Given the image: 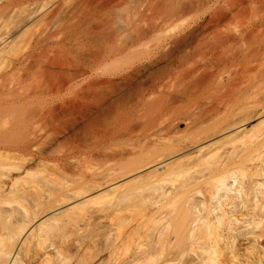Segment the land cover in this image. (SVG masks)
<instances>
[{
	"label": "bare ground",
	"instance_id": "6f19581e",
	"mask_svg": "<svg viewBox=\"0 0 264 264\" xmlns=\"http://www.w3.org/2000/svg\"><path fill=\"white\" fill-rule=\"evenodd\" d=\"M116 1L0 0V264H264V0H176L161 18L154 12L166 0H141L138 13L155 20L146 26L133 16L120 21ZM191 4L200 11L193 29L163 38L159 56L120 82L107 78L135 98L121 136L104 144L101 126L81 132L85 146L66 137L68 148L99 162L67 146L55 152L59 131L70 129L57 125L62 109L47 102L69 85L79 62L70 43L85 49L99 34L95 60L83 52L89 61L77 63L95 103L108 64L171 31L170 21L194 10ZM164 63L171 72H151ZM59 70L69 76L60 71L57 79ZM149 73L159 88L152 96L140 90ZM43 95L47 105L38 109ZM45 157L59 164L39 168ZM131 206L143 213L122 226ZM73 224L74 247L72 234L50 241ZM91 225L99 249L85 243ZM121 246L129 255L120 259Z\"/></svg>",
	"mask_w": 264,
	"mask_h": 264
},
{
	"label": "rangeland",
	"instance_id": "374dc122",
	"mask_svg": "<svg viewBox=\"0 0 264 264\" xmlns=\"http://www.w3.org/2000/svg\"><path fill=\"white\" fill-rule=\"evenodd\" d=\"M141 0H117L116 2H117V5H116V2H114L113 4L114 5H116L115 7L117 8V13L116 14H118L119 16H121L120 17V21H128L132 16V18L133 19H135L136 21H137V23L139 24V25H141V26H146V24L147 25H149V24H152V22L153 21H155L151 16H150V18L148 19L147 17H149V15H150V13L149 12H147V14L145 15V16H141L140 15V13H138V11L140 12V6H137L138 5V3L140 2ZM176 0H166L165 2H167V3H165L164 4V6L163 7H161V8H159V10L160 9H164V10H160V11H156V12H154V16H156V17H162V16H160V15H164V12L167 14V12L169 11V9H170V7H169V5H171L173 2H175ZM177 1H180L181 3H185L183 0H177ZM188 2V1H187ZM186 2V3H187ZM189 2H192V0H189ZM171 3V4H170ZM185 3V4H186ZM187 5V4H186ZM190 4L188 3V5L187 6H189ZM193 7H195V9L193 10L192 8H190V10L184 15V16H182L181 18H179L178 20H176V21H170V23L168 24V28H167V30L168 29H170L171 28V31L172 32H175V33H171V31L170 30H168V31H165L164 33H159V34H157V35H154V36H152L151 38H150V41H149V43L147 44V45H141V46H138V47H136V48H134L131 52H129V53H126V54H124V55H122V56H120L119 57V60L117 61V62H111L110 64H108V66H107V69L104 71V74L102 75V77L101 78H104V80H105V83L104 84H106V85H103V87L101 86L100 88H99V91H101L102 90V94L101 95H103L102 97H104V98H102V97H99L100 99H98V100H95V103L97 102V104H99V106L97 105V104H95L94 103V101H92L93 102V104H92V102L91 103H89V100H88V96H87V92H88V81H89V78L88 77H86V75L85 74H81L80 76H79V74L81 73H79V69H77V68H80V66L84 63V62H87V61H89V60H95V58H96V56H98V51H97V48L99 49V47H100V44H99V34H97V29L96 28H94V26H95V24H93L94 22L97 24V22L96 21H94L93 23H89V25H86L88 28H90L91 29V26H92V24L94 25L93 27H92V31L94 30V33L96 32V34H97V36H96V34H93L92 32H91V34H93V35H91V37L92 36H94V38H95V43H97L96 42V38H97V40H98V44H91V45H89L88 47H86L87 48V50H88V52H86L87 50H85L84 48H80L79 50H78V47H79V43H73V42H71L70 44H71V47L74 49V51L76 50H78V52L77 53H80V51L82 50V52H81V55H82V53L83 52H85V54L89 57V60L88 59H86V55H82L83 57H84V59L82 58V56L79 54H77L76 52H74L73 51V53H75V54H77V55H75V54H73L72 53V55L71 56H73V58H76V60L78 59V61L79 62H74L75 64H74V66L76 67V69L74 70V68H73V70L71 69L70 70V72L72 73V72H74V73H76L77 74V76H75L74 77V73H72L73 75H71L70 77H71V79H73V78H75V79H73L72 81H70L69 80V85H67L68 84V81H67V83H66V85L64 86V87H62L61 88V90H59V91H56V93H55V95H53V97L51 98V100L50 99H48V97L46 96V95H43V96H40V100L41 101H39V99L37 100L38 102H37V104L35 105L38 109L41 107V104H42V107L41 108H44V106H46L47 105V103H49V102H52L53 104L55 103V106H57V108L59 109V110H61L62 109V111H59V112H61V114L60 113H58L59 115H61L60 116V118L62 119L61 121H59L58 122V126L59 127H61V126H63L64 127V125L63 124H65V127L66 128H68L69 127V131H68V129H67V131H65L66 129H64V128H62L61 130L63 131V129H64V131L62 132L61 130H60V128H59V130L61 131V133H60V131H59V133H58V135H62L61 137H59V143H57V145L55 146L56 148H55V152H59L58 154H60V151L61 150H66V146H67V151L66 152H72L73 150H71L72 149V146L73 145H71L70 143H73L74 145H77V143H79V144H81L82 146H85L86 145V143L89 141H86L85 142V140H87L88 138H85V140L83 139V141L81 142V140H82V138H84V137H86V136H84V137H82L83 136V134H84V131H85V134H86V131L88 132L89 131V129L90 128H93L94 130L93 131H95V132H99L100 130H99V127H100V129H101V126H103V128L101 129V131H102V134H100L99 133V137L101 138H99V140H100V142H102V143H111V142H114V140H116V138H119L120 136H121V133H123V132H121L122 131V126H123V121H125L126 120V115H128L130 112H133L135 109H136V107H135V98H134V100H133V98L131 97V94H133V92L132 91H126V89L124 90V89H122L121 87L122 86H118V83H116V84H113L112 82H110L109 80L110 79H112L111 81H113V80H118L121 76L123 77V75L126 73V72H128L129 70H131L133 67H135L136 65H139L140 63H144V61L145 62H150V61H152V60H154V59H156L158 56H159V53H158V47L160 46V44L162 43V39L163 38H165V39H167V40H172V39H174V38H176V37H178L180 34H181V32L183 31V30H189V29H193L195 26H196V24H197V21H198V17H199V14H200V11L196 8V6L194 5V4H191ZM191 6V7H192ZM137 7H139V10H138V8ZM137 8V9H136ZM143 9V8H142ZM141 9V10H142ZM137 10V11H136ZM193 10V11H192ZM136 12V13H135ZM134 14V15H133ZM139 14V15H138ZM142 14V13H141ZM136 15V16H135ZM153 16V17H154ZM186 17H187V19H186ZM155 18V17H154ZM121 19H124V20H121ZM152 19H153V21H152ZM182 19H185V20H182ZM150 20V22L148 23V21ZM158 21V20H157ZM179 21H180V23H179ZM182 22V23H181ZM185 23V24H184ZM184 25V26H183ZM97 26V25H96ZM95 26V27H96ZM174 26V27H173ZM183 26V27H182ZM173 28V29H172ZM177 29H178V31H177ZM96 30V31H95ZM176 30V31H175ZM96 36V37H95ZM83 38H85V37H83ZM73 44V45H72ZM125 44V43H124ZM92 45H93V47H92ZM93 49H96V50H93ZM76 48V49H75ZM90 48L92 49L91 51H92V53H94V54H92V55H90V54H88V53H90L89 51H90ZM153 49V50H152ZM25 50H28V48L27 47H25L24 49H23V52L25 51ZM85 50V51H84ZM152 51V52H151ZM26 52V51H25ZM24 52V53H25ZM96 52V53H95ZM96 54V56H95V58L93 57V58H91L92 56H94ZM77 56H79V57H77ZM87 60V61H86ZM83 61V62H82ZM80 62H81V64H80ZM80 65L79 67H77V65L78 64ZM84 64H86V63H84ZM163 65H165V63L164 64H161L160 66H157V67H155L154 68V70H151V72H155L156 70H159V69H162V70H170L168 67H164ZM83 66V65H82ZM81 66V67H82ZM187 66V65H186ZM185 66V67H186ZM72 67V66H71ZM62 72V70H59L58 72L60 73H58L60 76H57V79H59V80H63L64 79V77L66 78V75L67 76H69V74H64V73H66L64 70H63V74L65 75V76H62V78L63 79H61V75H63L61 72ZM76 71H78V73L76 72ZM150 72V73H151ZM169 72H171V71H169ZM149 73V74H150ZM148 74V75H149ZM83 75V76H82ZM121 77V78H122ZM152 75L150 74V76H148V78L146 79L145 78V82L142 84L143 85V87H141V89L140 90H144L145 91V89L144 88H149L148 90L146 89V91L151 95V94H153L157 89H159L158 87H157V83H156V79L154 78V77H152ZM93 78H97V79H99L100 77H96V76H94ZM109 80H108V79ZM115 78H117V79H115ZM120 78V79H121ZM150 78V79H149ZM86 79V80H85ZM120 79H119V82H120ZM65 80V79H64ZM122 80V79H121ZM146 83V84H145ZM30 86L32 87L33 85L32 84H35L34 82L32 83V81L30 82ZM108 84V85H107ZM112 84V85H111ZM87 85V86H86ZM110 85V86H109ZM114 85V86H113ZM141 85V86H142ZM147 86V87H146ZM118 87V88H117ZM65 88V89H64ZM103 88V89H102ZM62 89H64V90H62ZM113 89H116L117 90V92H116V90H114L113 91ZM119 89V90H118ZM120 89H122L124 92H122V90H120ZM61 91V92H60ZM113 91V92H112ZM121 91V92H120ZM125 91H126V93L127 94H129V95H127L126 93H125ZM145 91V92H146ZM83 92V93H82ZM120 92V93H119ZM158 92V91H157ZM156 92V93H157ZM78 93V94H77ZM87 93V94H86ZM155 93V94H156ZM109 94H113V95H109ZM80 95V96H79ZM85 95V96H84ZM127 95V96H126ZM149 95V96H150ZM86 96H87V98H86ZM111 96V97H110ZM120 96V97H119ZM133 96V95H132ZM152 96V95H151ZM42 97V98H41ZM75 97V98H74ZM129 97V98H128ZM48 99V102H47V99ZM56 99V100H54V99ZM117 98V99H116ZM131 98H132V100L133 101H131ZM53 99V100H52ZM73 99V100H72ZM126 99V100H125ZM43 100V101H42ZM45 100V101H44ZM99 100H100V103H98L99 102ZM69 101V102H68ZM75 101V102H74ZM85 101V102H84ZM47 102V103H46ZM102 102V103H101ZM45 103V104H44ZM79 103H81V104H79ZM85 103V104H84ZM87 103V104H86ZM44 104V105H43ZM58 104V105H57ZM67 104V105H66ZM77 106H76V105ZM84 104V105H83ZM89 104V105H88ZM92 105V107H91V105ZM133 104V105H132ZM37 105H39V106H37ZM61 105H62V107H61ZM75 105V106H74ZM79 105V106H78ZM64 106V107H63ZM67 106V107H66ZM70 106V107H69ZM101 106V107H100ZM61 107V108H60ZM68 109V110H66V108ZM76 107H78V108H76ZM95 107V108H94ZM104 107V108H103ZM40 108V109H41ZM101 110H100V109ZM135 108V109H134ZM115 109V110H114ZM64 110L65 111H67V113H65V115H64ZM111 110V111H110ZM119 110V111H118ZM74 111V112H73ZM102 114H101V113ZM69 113H71V114H69ZM82 114V115H81ZM84 114V115H83ZM109 114V115H108ZM72 115V116H71ZM91 115V116H90ZM96 116V117H95ZM99 116V117H98ZM112 116V117H111ZM119 116V117H118ZM121 116V117H120ZM124 116H125V118H124ZM67 117L68 118H72V123H71V121H70V119L68 120L69 121V123L70 124H72V126H70V124L68 125L67 123H66V121H67ZM93 117V118H92ZM89 118L91 119V122L92 121H94L93 122V125L95 124V120H97L98 121V123H99V118H100V123L102 122V125L101 124H98V123H96L95 125H97L98 127H93V125H92V127H91V125H89L91 122H90V120H89ZM107 118V119H106ZM121 119V121H120V119ZM95 119V120H94ZM105 120V121H102V120ZM112 119V120H111ZM81 120H83V121H81ZM89 120V121H88ZM64 123H63V122ZM67 121V122H68ZM60 122H62V123H60ZM80 124H79V123ZM82 122V123H81ZM106 123V125L107 126H104L105 125V123ZM115 122H117L116 124H114ZM119 122H121V124L119 123ZM73 123H75L74 124V127H73ZM88 123V124H87ZM109 123V124H108ZM76 125V126H75ZM84 125V126H83ZM87 125H89V127L87 126ZM94 125V126H95ZM116 125V126H115ZM118 125V126H117ZM120 125V126H119ZM68 126V127H67ZM82 126V127H81ZM87 126V127H86ZM72 127V128H71ZM121 127V128H120ZM74 128H76L75 129V131L76 132H74V131H72V129L74 130ZM85 128H86V130H85ZM88 129V130H87ZM114 129V130H113ZM99 130V131H98ZM104 130V131H103ZM110 130V131H109ZM111 130H113L112 131V133H111ZM100 131V132H101ZM67 132V133H66ZM72 132V133H71ZM83 134H82V133ZM104 132V133H103ZM110 132V133H109ZM64 133V134H63ZM110 134V136L108 135V137L106 136L107 134ZM119 133H120V135H119ZM79 136H78V135ZM84 134V135H85ZM115 134V135H114ZM81 135V136H80ZM87 135V134H86ZM102 135V136H101ZM71 136V137H70ZM65 137V138H64ZM69 139V140H72V141H70V143L68 142V144L70 145H68L67 144V141H65V140H68L67 138ZM73 137V138H72ZM78 137V138H77ZM106 137V138H105ZM112 139H113V141H112ZM64 140V141H63ZM76 140V141H75ZM104 140V141H103ZM106 140H108V141H106ZM84 142H85V144H84ZM63 143V144H62ZM88 144H89V142H88ZM59 145V146H58ZM64 145H65V147H64ZM68 146L71 148H68ZM64 149H63V148ZM70 149V150H69ZM74 154L75 155H79L81 158H83L84 160H86L84 157H85V155H83V154H81V152L80 151H78V150H76V149H74ZM72 152V153H73ZM49 158V159H48ZM89 159V158H88ZM86 160V161H88L90 164H94V163H97V162H99L98 160ZM44 162V164H43V166L41 167V166H39V168H42V169H44V170H48L49 168H50V165L51 166H53V167H55V165L54 164H59V162L58 161H56V159H53L52 157H45L44 159H42ZM46 164H49V165H46ZM48 167V168H47ZM52 168V167H51ZM90 206H92L94 209H96V205H90ZM92 207H91V209H92ZM132 207V208H131ZM131 207H129V208H126V209H124V211H126L125 213L126 214H128L129 215V217H128V215H126V217H128V218H126L125 217V219H123V221H121L123 224H122V226H126V225H131L132 223H134V221H135V219L138 217V215H139V217H140V215H141V213H143V209L141 208L140 209V207L141 206H131ZM135 207L136 208H138L137 210L135 209ZM89 208V207H88ZM132 209L133 210V212L131 211V210H129V209ZM90 209V208H89ZM88 209V212H92L91 210H89ZM123 211V212H124ZM138 212V213H137ZM124 213V214H125ZM140 213V214H139ZM123 214V215H124ZM93 215H94V213H93ZM135 215H137V217L135 216ZM123 217V216H122ZM136 217V218H135ZM124 218V217H123ZM134 220H133V219ZM129 221H131V222H129ZM130 219H132V220H130ZM126 223H125V222ZM129 227V226H128ZM128 227H124L125 228V230L126 229H128L129 230V228ZM72 228H74V224L73 225H68L67 227H65V229L64 230H60L59 232L58 231H55V232H53L52 233V237L50 236V241L51 242H54V241H56L55 243H58V244H60V241H62V236H64V235H62V233H61V235H60V232H64L63 234H68L69 235V237L71 236V234H72V236H71V238H69L68 239V243L70 244V245H72V247H74L73 246V244L72 243H74L75 242V239H76V235H74V233H73V231H75V230H73ZM89 228V227H88ZM123 228V227H122ZM75 229V228H74ZM89 230V231H88ZM86 229L85 230V233H86V235H87V241H85V243L87 242L88 243V245H90L89 244V242L91 241L92 243L93 242H95L96 243V245H97V247H98V249L100 248L99 247V245L101 244L100 243V239H99V236H95V234L96 233H98L99 231H98V228L95 226V225H91V227L89 228V229ZM124 230V229H123ZM86 231H88V232H86ZM127 231V230H126ZM58 232V233H57ZM66 232H68V233H66ZM69 232H70V234H69ZM57 234V236H56V234ZM93 234V235H92ZM58 235H60V236H58ZM66 236V235H65ZM64 236V237H65ZM60 237V238H59ZM63 237V238H64ZM90 238V240H89V238ZM96 237V238H95ZM53 238V239H52ZM94 238H95V241H93L94 240ZM97 239V240H96ZM241 239H244V237H241ZM54 240V241H53ZM59 241V242H58ZM73 241V242H72ZM99 242V243H98ZM241 242H243V240H241ZM62 243V242H61ZM91 243V245L90 246H92L91 248L93 249L94 247H96V246H93V245H95V243H93L92 244ZM99 244V245H98ZM90 246H89V248H90ZM101 246V245H100ZM96 247V248H97ZM97 249V250H98ZM122 250V246L119 248V250H118V254L120 253V251ZM123 249H124V247H123ZM91 250V249H90ZM94 251H95V249H94ZM124 251H125V249H124ZM123 252V251H122ZM121 252V253H122ZM128 252V250H127V248H126V253L125 252H123L121 255H123V256H120L119 255V257H120V259H121V257H126L125 255L126 254H128L127 253ZM125 253V254H124ZM129 255V254H128ZM127 255V256H128Z\"/></svg>",
	"mask_w": 264,
	"mask_h": 264
}]
</instances>
